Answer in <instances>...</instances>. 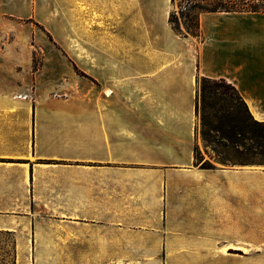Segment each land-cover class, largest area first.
<instances>
[{
    "label": "crops",
    "instance_id": "0c3cea01",
    "mask_svg": "<svg viewBox=\"0 0 264 264\" xmlns=\"http://www.w3.org/2000/svg\"><path fill=\"white\" fill-rule=\"evenodd\" d=\"M173 11L0 0V264H210L258 209L264 170L195 165V108L222 79L264 122V14L200 13L194 37ZM21 26L44 57L28 75Z\"/></svg>",
    "mask_w": 264,
    "mask_h": 264
},
{
    "label": "trees",
    "instance_id": "16d2710c",
    "mask_svg": "<svg viewBox=\"0 0 264 264\" xmlns=\"http://www.w3.org/2000/svg\"><path fill=\"white\" fill-rule=\"evenodd\" d=\"M197 8L202 10L200 13L264 14V0H199ZM198 16L194 32L189 25L188 16L185 17L187 19L185 33L181 32L174 12L169 15V23L180 35L189 34L199 37ZM48 38L51 39L50 36ZM210 84L213 87L208 86ZM195 110L200 120V135L204 151L206 153L209 147L212 148L216 163L223 166L264 167V122H258L252 118L246 104L232 85L222 79L201 78L200 89L197 81ZM233 111L240 116L242 120L240 125L231 123ZM197 154L199 150L195 147V165H199L201 169L214 168L207 162L199 164Z\"/></svg>",
    "mask_w": 264,
    "mask_h": 264
},
{
    "label": "rangeland",
    "instance_id": "374dc122",
    "mask_svg": "<svg viewBox=\"0 0 264 264\" xmlns=\"http://www.w3.org/2000/svg\"><path fill=\"white\" fill-rule=\"evenodd\" d=\"M198 1L199 0H173V12L178 18V25L182 33L186 32V16H188L190 20L189 25L191 26V30L193 32L196 30V18L202 11L197 8ZM20 44L22 49L20 51V68L22 71L25 66L30 65V69L26 70L25 73L28 75L30 70H37L41 67L44 59L43 53L30 50L32 49L30 45L35 44V42L34 38L31 37L24 26H21ZM57 55L58 54L53 51L52 57L49 56V58L51 60H56L58 57ZM52 68L55 69V65H52ZM200 84L201 79L198 80L199 89ZM208 86L213 87L212 84ZM241 121L240 116L233 111L231 123L240 125ZM198 133L201 138L200 120ZM211 150L212 148L209 147L208 151L205 153L203 148H199V154H197L198 162H200L199 164L203 162H207L211 166L218 164L215 162V154ZM219 151L221 150L219 149ZM225 167L238 168L241 166L226 165ZM258 170L263 171L264 167L259 166ZM251 207L254 211L252 212L249 210V212H247L248 205L245 203V205L242 206L245 216L243 226H229L227 228V242L213 244L212 260L210 264H264V180L260 181L259 207L257 209L255 202ZM229 224H231V221H229Z\"/></svg>",
    "mask_w": 264,
    "mask_h": 264
},
{
    "label": "bare ground",
    "instance_id": "6f19581e",
    "mask_svg": "<svg viewBox=\"0 0 264 264\" xmlns=\"http://www.w3.org/2000/svg\"><path fill=\"white\" fill-rule=\"evenodd\" d=\"M223 251H225V250H223Z\"/></svg>",
    "mask_w": 264,
    "mask_h": 264
}]
</instances>
